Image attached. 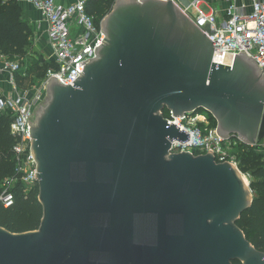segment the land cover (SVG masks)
<instances>
[{
  "label": "water",
  "instance_id": "obj_1",
  "mask_svg": "<svg viewBox=\"0 0 264 264\" xmlns=\"http://www.w3.org/2000/svg\"><path fill=\"white\" fill-rule=\"evenodd\" d=\"M96 56L55 76L28 120L37 229L0 227V264H264L237 226L253 195L231 162L170 152L174 117L209 112L222 138L264 139V73L214 47L171 0H115ZM207 29V28H206Z\"/></svg>",
  "mask_w": 264,
  "mask_h": 264
},
{
  "label": "built area",
  "instance_id": "obj_2",
  "mask_svg": "<svg viewBox=\"0 0 264 264\" xmlns=\"http://www.w3.org/2000/svg\"><path fill=\"white\" fill-rule=\"evenodd\" d=\"M211 40L214 52L212 62L230 65L235 54L252 57L264 73V0H171ZM31 5L45 23L46 44L52 63L45 76L32 89L18 86L14 75L20 71L17 60L1 59L0 74H6L11 90L0 94V112L10 113L9 130L15 138L12 147L14 173L0 183V207L12 205L13 186L20 182L25 188L36 183V162L31 153L30 125L35 107L46 97V82L55 76L63 84L72 83L82 72L80 62L96 56L95 47L105 38L100 22L85 11L86 0H16ZM201 6L208 10L204 11ZM207 28V29H206ZM210 113L196 110L174 117L170 112L164 118L189 134L183 143L173 139L170 152L205 154L213 151L216 162L228 161L237 166V138H222L212 124ZM212 116V115H211ZM258 144L264 147V139Z\"/></svg>",
  "mask_w": 264,
  "mask_h": 264
},
{
  "label": "trees",
  "instance_id": "obj_3",
  "mask_svg": "<svg viewBox=\"0 0 264 264\" xmlns=\"http://www.w3.org/2000/svg\"><path fill=\"white\" fill-rule=\"evenodd\" d=\"M114 1L86 0L85 11L98 23L110 12ZM32 40V30L16 0H0V53L7 60L19 62L21 69L14 75L18 86L22 85L27 76V70L22 65L24 57L30 54ZM32 62L37 70V78L40 79L52 67L51 62L41 57L32 59ZM162 114L167 116L168 111L164 109ZM9 122L10 113L0 112V183L4 177L15 175L12 154L15 138L10 133ZM259 145L246 146L239 143L236 148L239 152L237 168L241 173L250 175L249 187L253 195L250 207L242 212L236 224L246 239L257 250L264 252V147L260 148ZM12 192V205L8 208L0 207V227L11 232L37 229L42 216V208L37 200V184L25 188L24 184L18 182ZM233 264L241 263L233 261Z\"/></svg>",
  "mask_w": 264,
  "mask_h": 264
},
{
  "label": "crops",
  "instance_id": "obj_4",
  "mask_svg": "<svg viewBox=\"0 0 264 264\" xmlns=\"http://www.w3.org/2000/svg\"><path fill=\"white\" fill-rule=\"evenodd\" d=\"M19 7L22 9L26 20L33 33V45L34 49L37 48V44H40L41 47H45L46 44V33H45V23L38 22L40 21V16L37 11L29 4L24 2H17ZM44 41L41 43V41ZM39 48V47H38ZM38 48L36 50H38ZM6 74H0V94L7 93L11 90V85L6 80ZM262 142H260L261 144Z\"/></svg>",
  "mask_w": 264,
  "mask_h": 264
},
{
  "label": "rangeland",
  "instance_id": "obj_5",
  "mask_svg": "<svg viewBox=\"0 0 264 264\" xmlns=\"http://www.w3.org/2000/svg\"><path fill=\"white\" fill-rule=\"evenodd\" d=\"M201 8L204 11L208 10L205 6H201ZM42 42H44V41H41L39 43L42 44ZM32 45H33V41H32ZM37 48H38V50H36ZM37 48L34 49V47H31L30 54L25 56L24 59H23L24 60V64L22 65L23 66L22 68L23 69L26 68L27 76H26L25 80L23 81L22 86L24 88H26V89H28V88L32 89L33 87H35L37 85L38 81L40 80V78H37V70H36V68L33 65L32 59H35L36 57H41V58L45 59L49 55V51L50 50H49V46L48 45H46L45 47H41L40 44H37ZM0 55H2V54L0 53ZM33 55H35V57ZM4 58H5V56H3L1 59H4ZM210 118H211V122L213 124L215 119L211 115H210ZM215 123H216V121H215ZM231 152L234 155H236L237 159L239 158V155H238L239 152L238 151L231 150ZM243 176H244V179L246 180V183L249 185L250 181H251L250 175L249 174H243Z\"/></svg>",
  "mask_w": 264,
  "mask_h": 264
},
{
  "label": "bare ground",
  "instance_id": "obj_6",
  "mask_svg": "<svg viewBox=\"0 0 264 264\" xmlns=\"http://www.w3.org/2000/svg\"><path fill=\"white\" fill-rule=\"evenodd\" d=\"M245 183H246V180L244 179Z\"/></svg>",
  "mask_w": 264,
  "mask_h": 264
}]
</instances>
